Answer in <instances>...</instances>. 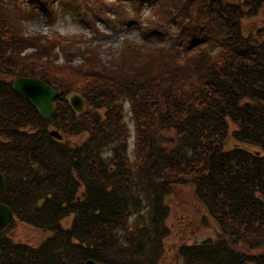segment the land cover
I'll return each instance as SVG.
<instances>
[{
  "label": "trees",
  "instance_id": "1",
  "mask_svg": "<svg viewBox=\"0 0 264 264\" xmlns=\"http://www.w3.org/2000/svg\"><path fill=\"white\" fill-rule=\"evenodd\" d=\"M128 2L0 0L1 200L10 226L52 233L33 245L3 231L0 264H158L182 185L219 229L178 246L183 264H264V33L243 28L264 0ZM146 3L159 20L108 60L100 45L26 28L58 4L114 31L140 22ZM17 77L57 89L50 118L14 90Z\"/></svg>",
  "mask_w": 264,
  "mask_h": 264
},
{
  "label": "rangeland",
  "instance_id": "2",
  "mask_svg": "<svg viewBox=\"0 0 264 264\" xmlns=\"http://www.w3.org/2000/svg\"><path fill=\"white\" fill-rule=\"evenodd\" d=\"M121 1L128 6L130 10L132 9L128 0ZM91 4L95 5L96 8L100 6L105 8V6L99 2L93 1ZM152 7L151 4H144V12L140 22L137 19L130 24L121 22L118 24L116 30L113 31V28L108 23L97 19L92 9L88 10L92 16L85 19L91 23L84 24L81 20V15L73 8H64L57 4L52 17L41 14L35 20L27 22L26 28L31 31H39L47 36L56 32L66 36H73V39L77 40V44L75 45L79 47L88 44L100 45L103 50L101 54L102 58L108 60L112 51L115 53V56L117 55L119 50L126 44V40L141 41V31L144 25H149L153 19L159 20V15H157V13L151 12L148 14ZM108 11H110L112 16H120L119 13L112 12L109 9ZM96 20L98 22L96 24L98 31H94L91 26L92 22ZM243 22L244 31L247 33L253 32L258 34L261 30V33H264V4L256 14L245 18ZM56 50H58V48H56ZM62 60L60 59V62H62ZM79 60L80 59L75 60V62ZM128 105L129 104H126V108H129ZM126 113L129 114V112ZM128 114L126 115V119L133 131L134 122ZM232 127H234L233 124ZM130 140V151H133V136ZM191 191L192 189L190 187L183 185L178 186L176 187L175 194H173L168 201L171 205L170 215L167 220L170 232L165 238L164 252L158 264H183L182 257L177 252L178 246L182 243H191L208 237H214L219 231L216 223L212 219L204 221V210L199 203L193 200ZM141 213L147 214V208H139L137 216ZM140 219L143 221L141 217ZM67 222H69V220ZM6 232L20 242H29L33 245H39L52 234L49 230L39 229L20 222L19 220H15L13 225L6 229Z\"/></svg>",
  "mask_w": 264,
  "mask_h": 264
},
{
  "label": "water",
  "instance_id": "3",
  "mask_svg": "<svg viewBox=\"0 0 264 264\" xmlns=\"http://www.w3.org/2000/svg\"><path fill=\"white\" fill-rule=\"evenodd\" d=\"M16 92L29 99L37 108L40 115L50 118L54 114V100L58 97V91L48 83L35 77H17L13 82ZM69 102L73 109L81 113L86 108L85 99L78 93H72ZM51 135L62 139L58 130H52ZM5 176L0 170V233L10 224L13 219L12 209L1 200V193L5 187ZM85 264H100L94 260H88Z\"/></svg>",
  "mask_w": 264,
  "mask_h": 264
}]
</instances>
